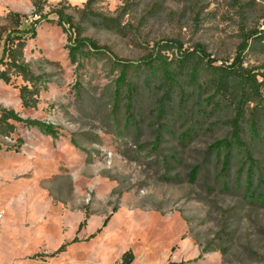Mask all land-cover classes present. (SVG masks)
I'll use <instances>...</instances> for the list:
<instances>
[{
    "label": "rangeland",
    "instance_id": "rangeland-1",
    "mask_svg": "<svg viewBox=\"0 0 264 264\" xmlns=\"http://www.w3.org/2000/svg\"><path fill=\"white\" fill-rule=\"evenodd\" d=\"M86 1L48 0L44 15L55 22L50 11L65 7L83 38L132 62L173 41L197 52L194 62L203 50L217 65L232 64L242 32H264V0H105L95 10L107 17L125 8L123 34L84 15ZM10 13L38 18L31 0H0V55ZM37 32L25 63L42 78L38 106L23 108L24 82L13 78L0 80V110L52 124L58 136L16 122L10 136L0 135V264H120L128 251L132 264H264V132L255 137L244 124L252 185L246 151L233 152L224 177L210 146L229 136L232 113L225 102L215 107L206 87L200 92L182 74L183 99L176 93L161 114L164 93L142 75L130 116L125 89L115 107L119 70L111 58L78 67L61 27L43 21ZM163 54L180 55L177 47ZM243 62L264 73V54L247 51ZM199 64L202 82L207 64ZM256 105L246 118L262 126Z\"/></svg>",
    "mask_w": 264,
    "mask_h": 264
},
{
    "label": "trees",
    "instance_id": "trees-1",
    "mask_svg": "<svg viewBox=\"0 0 264 264\" xmlns=\"http://www.w3.org/2000/svg\"><path fill=\"white\" fill-rule=\"evenodd\" d=\"M105 0H87L84 4L82 13L91 15L97 20V26L111 30L118 34H123V27L120 19L126 14L125 8H121L116 18L107 17L98 13L95 9ZM38 18L28 20L26 16L17 13H10L8 18L12 25V30H8L3 38L2 57L0 58V80L9 85L13 78H20L24 82L19 87V96L22 106L25 109H35L39 103L40 84L42 78L36 76L31 68L25 63V53L27 43L37 38V27L43 22L55 23L61 27L65 33L69 34V44L67 46L68 56L72 64L81 67L82 61L85 60H102L111 58L114 61L115 68L119 70V77L116 81V89L114 93L115 107L119 106V99L122 94L121 89H125V101L128 115L131 116L133 111V101L138 92V84L134 79L146 75L151 82H158L164 93V99L161 101L162 109L160 113H164V107L167 102L173 104L175 102L174 95L178 93L183 99V89L181 88L179 79L185 74L195 85V89L200 92L205 89L212 93L215 101V107L225 104L230 108L232 117L228 120L231 132L228 137L217 140L210 146V150L214 151L220 161V175L228 176L233 152L246 151V143L243 140L244 124H249L251 135L259 136L261 131L264 132V124L261 126L258 121H248L246 118L247 109L254 102L257 103L255 110L261 107L264 115V73L259 74L255 70L243 67V56L248 51L253 54H264V32L260 29H251L242 32V42L239 46V53L232 64L222 63L216 64V60H210L205 51H199L200 58L194 62V55L197 52H189L183 49V44L169 41L163 45H157L155 51L139 62L121 60L110 53L106 47L99 46L94 40L83 38L81 27L75 26L73 18L66 14V8H53L50 14L57 16V21L49 19V14L44 15V11L48 5V0H31ZM174 43H176L174 45ZM177 47L180 55L171 60L163 51L171 50ZM204 62L205 78L200 82L203 68L199 64ZM176 64V68L172 65ZM264 69V67H263ZM184 78V77H183ZM150 86V84H149ZM182 91V92H180ZM160 114V115H161ZM128 121L132 120L129 119ZM133 116V115H132ZM11 122L24 123L29 127L38 128L43 134L57 137V128L49 123L37 120H24L16 112L5 109L0 110V135L10 136L15 131V126ZM160 142V139L157 143ZM247 160L251 163L247 176L249 186L252 185L253 165L252 155L246 151ZM200 168L194 167L189 174L190 181L194 182ZM254 193V192H253ZM255 195V193H254ZM108 220L104 223L106 227ZM82 228L80 225L79 230ZM76 241V240H74ZM66 245H63L57 253L65 251ZM134 262V254L132 251L126 252L120 264H132ZM169 264H182L170 262Z\"/></svg>",
    "mask_w": 264,
    "mask_h": 264
},
{
    "label": "crops",
    "instance_id": "crops-1",
    "mask_svg": "<svg viewBox=\"0 0 264 264\" xmlns=\"http://www.w3.org/2000/svg\"><path fill=\"white\" fill-rule=\"evenodd\" d=\"M2 57V53H1V55H0V58Z\"/></svg>",
    "mask_w": 264,
    "mask_h": 264
}]
</instances>
